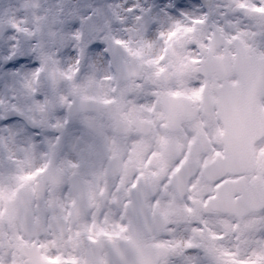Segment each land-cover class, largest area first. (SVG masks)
<instances>
[{
    "label": "snow or ice",
    "instance_id": "6c2138e0",
    "mask_svg": "<svg viewBox=\"0 0 264 264\" xmlns=\"http://www.w3.org/2000/svg\"><path fill=\"white\" fill-rule=\"evenodd\" d=\"M137 88L187 131L175 170L202 153L212 177L163 235L61 187L86 175L69 141ZM0 264H264V0H0Z\"/></svg>",
    "mask_w": 264,
    "mask_h": 264
},
{
    "label": "rangeland",
    "instance_id": "374dc122",
    "mask_svg": "<svg viewBox=\"0 0 264 264\" xmlns=\"http://www.w3.org/2000/svg\"><path fill=\"white\" fill-rule=\"evenodd\" d=\"M134 91L135 94H130L123 101L118 111L113 109L112 111L97 114V118L83 133L79 149L76 148L72 141H69L68 155L73 158L80 157L83 159L85 165L83 171L86 175H78L76 170L69 169L61 187L67 192L69 189L68 184L72 177H77L85 183L91 182L96 191L94 204L88 209L91 215L102 216L107 214L110 217H119L124 211V205L128 204L130 185L135 182L136 177L132 175L128 180L122 178V184V180H108L104 174V169L107 159L115 154H119L121 159L128 162L129 167L133 151H137L138 147L137 138L131 132L132 121L145 118L153 124L156 130L159 129L161 124L158 112L150 110L152 106L149 103V95L143 94L139 88ZM156 108L159 110V104L156 105ZM165 130V124L163 123V133L166 132ZM184 133L180 136L181 141H184L187 131ZM125 146H127L126 151H124L126 149ZM182 149L184 148L182 147ZM142 158L145 159V154ZM163 158H165L164 150ZM151 163L152 166L149 169H145L148 175H153L151 171H156L158 168L156 166L158 160L155 159ZM164 166L163 171L165 170L166 181H163V187L160 186L163 196L157 195L155 198L156 203L149 204L169 218L168 226H171V230H183L189 227L194 220L198 219L200 213L197 209H193L192 213L187 212L186 202L188 200L192 201L201 188L207 193L211 191V188L210 185L206 186L204 182L197 179L194 185H190L188 198L180 200L173 194L169 183L170 177L168 176L169 171L175 164ZM100 192L104 193L103 196L99 194Z\"/></svg>",
    "mask_w": 264,
    "mask_h": 264
},
{
    "label": "water",
    "instance_id": "95a60500",
    "mask_svg": "<svg viewBox=\"0 0 264 264\" xmlns=\"http://www.w3.org/2000/svg\"><path fill=\"white\" fill-rule=\"evenodd\" d=\"M169 127L172 125H168ZM174 128H178V125H175ZM197 170L196 165H186L182 168L175 176L172 182L173 189L175 193L182 197L186 193V182L188 179L194 176ZM204 177L211 181L212 177L206 174V170L203 171ZM77 186H85V184L72 180L69 188L75 189ZM131 201H135L136 203V213L139 218V221L147 231L149 235L157 234L162 235L165 228V221L162 220L160 215H155L153 217H149L147 210L144 208V198L145 194L140 188H136L131 193ZM131 207V204H130Z\"/></svg>",
    "mask_w": 264,
    "mask_h": 264
},
{
    "label": "flooded vegetation",
    "instance_id": "af4514ba",
    "mask_svg": "<svg viewBox=\"0 0 264 264\" xmlns=\"http://www.w3.org/2000/svg\"><path fill=\"white\" fill-rule=\"evenodd\" d=\"M140 141L144 148H157L160 150V157H159V172L156 176L151 177L148 176V183L154 187V190L159 189V182L163 184V122L161 124V129L159 132L154 131L153 129L149 130V133L147 136H139ZM165 143H167V140H165ZM119 156V154H117ZM202 154H199L198 157H200ZM126 170L123 167V170L121 172V178L125 176ZM205 193L197 194L196 201L193 203L194 206L201 209L200 206V200L202 197H204ZM151 200V199H150ZM148 201V203L150 202ZM153 210V209H152Z\"/></svg>",
    "mask_w": 264,
    "mask_h": 264
}]
</instances>
